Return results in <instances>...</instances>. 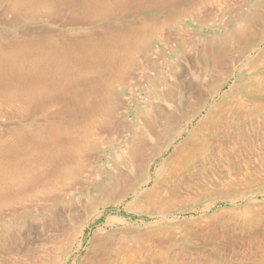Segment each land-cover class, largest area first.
Instances as JSON below:
<instances>
[{
	"label": "rangeland",
	"instance_id": "rangeland-1",
	"mask_svg": "<svg viewBox=\"0 0 264 264\" xmlns=\"http://www.w3.org/2000/svg\"><path fill=\"white\" fill-rule=\"evenodd\" d=\"M12 1L0 0V38L39 36L55 41L58 34L76 37L88 29L103 36L125 33L115 45L125 55L122 68L129 69H122L121 80L114 76L105 80L102 91L94 95L100 98L106 91V103L84 115L68 111V101L44 99L35 106L6 101L8 97L0 94V137L19 142L20 136L39 134L51 138L58 152L71 154L55 166L54 157L44 160V170L52 167L50 172L27 186L25 193L2 203L8 210H17L23 223L19 230L14 220L0 226V264H264V141L255 145L258 154L251 161L232 157L224 162L225 169L210 171L200 180L185 175L169 178L161 165L193 131L208 110L205 105L182 126V136L170 138L164 143L165 153L148 163L144 181L150 176L159 180L162 188L157 197L149 191L151 184L129 186L137 165L128 164L129 146L144 126L139 109L150 117L159 116L157 108L179 114L177 104L194 101L200 92L208 94L210 82L217 84L213 96L219 100L218 94L242 90L236 86L240 77H264V58L256 62L258 67L246 65L264 51L261 25L252 29L262 40L257 41L260 46L246 53L236 48L233 66L220 64L211 74L206 65L213 43L236 28H245L246 16L259 9L257 0H160L164 6L146 10H136L133 1L124 6L117 0H96L99 7L84 13L69 6L47 10L42 4L35 10L31 7L35 0L23 13H16L10 9ZM238 8L240 17L235 14ZM131 54L137 56L129 63ZM259 76L252 90L260 85L264 91ZM161 80L163 86L158 85ZM164 92L173 94L172 101L165 100ZM109 100L116 104L113 113ZM106 117L113 119L108 127ZM28 169L32 170L31 164Z\"/></svg>",
	"mask_w": 264,
	"mask_h": 264
},
{
	"label": "bare ground",
	"instance_id": "bare-ground-1",
	"mask_svg": "<svg viewBox=\"0 0 264 264\" xmlns=\"http://www.w3.org/2000/svg\"><path fill=\"white\" fill-rule=\"evenodd\" d=\"M31 1L33 0H13L10 4V9L16 13H23L27 4ZM117 1L124 6L129 4L131 1L136 2V10H146L150 7L164 6L160 0ZM145 1L148 2L144 3ZM38 4H42L47 10L62 9V7L66 6L74 7L75 10L82 13L88 11L91 7L96 6L94 9L99 7L97 6L98 4L96 3V0H35L31 7L35 8ZM256 6L259 7V9H263L264 0H257ZM259 9L246 16L244 21L245 28H236L232 34H226L221 37V39L213 43L211 51H207L206 65H208L207 68H209V73L215 74L220 64L225 63L229 64V66L230 64L233 66V64L236 63V60L233 58V52H235L236 48H242L243 53H246L249 51L252 52L256 46H260L259 43H262V40L259 42L256 33L252 30L254 28L256 29L258 25H261L260 27H264V12L262 9ZM35 10L38 9L35 8ZM235 14L239 17L241 16L240 8L236 9ZM88 30H86L82 35H78L76 37H67L61 33L56 35L55 41L49 40L48 38H40L39 36H37V39L21 36L19 39H12L10 41L4 37L0 38V94H4L8 97L7 99L4 98L6 101H22L24 104L29 103L30 105L35 106L42 104L44 99H56L64 102L68 101V111L75 115H84L91 110L99 108L102 104H105L108 98V95L105 93L106 91L103 92V96L101 94L100 98H96L94 94L98 91H102V87L107 78H113L114 76V78L121 80L124 77L121 76L123 74L122 63L125 61V55L121 52V50L116 49L115 44L117 42V38L122 40L125 33H121L119 36L114 34H106L103 36L101 33L97 34L95 32V34ZM257 41L259 42L258 44ZM139 44L136 46L138 47ZM143 45L144 44H142V46ZM142 51L143 47L139 52L142 53ZM136 56H133V54L128 56V62H135ZM263 56L264 51H261L253 63L246 64L247 67L255 65L258 67L256 62H259L261 58H264ZM150 65L153 66V68L157 66V64L154 63ZM128 69L123 70L126 72ZM258 76L259 75H257V77ZM257 77H240L236 86L239 90H242L239 91L238 94H235L233 91L224 95L218 94L219 100L215 99V96H213L217 94L216 91L218 90V86L217 84L210 82L211 87L208 86V94L200 92L194 96V101L190 102L182 100L180 104H177L179 114H175L170 111L166 112L163 108H157L159 116L150 117L148 111H145L142 108L139 109V114H141L144 119V126L142 131L141 129L138 130L136 138L134 137L135 139H133V143L129 146L128 164L130 163V165L133 166L137 165L135 169L133 168L132 170L129 186L133 187L138 184H141V186L143 185L146 175L145 170L148 163L155 161L161 153H165L166 149H164V143H166L170 138L173 137L176 139L178 136H182V126L184 124H188L195 116L201 113V109L205 105L208 106V110L196 123L193 131L186 135L184 141L175 146L173 153H170L171 157L169 160L163 161L161 165V172H168L169 178L185 175L189 179L193 180L194 178L195 180L196 178L200 180V178L203 179L204 176L208 175L210 171L218 172V170H221L224 166V162L231 161L232 157L236 156V158L239 157L240 159L241 157H245L246 159L249 158V161H251L250 159L256 157L258 153L256 151L257 146L255 145L261 140L264 141V91H261L262 87H259L260 85H258L256 89L252 90V85L257 81ZM259 77L260 78L258 79H262L261 81L264 82V77ZM159 84L162 86L164 85L162 80L158 81V85ZM248 85H251L250 90H247L248 87L246 88ZM104 87L107 89L106 86ZM256 93L262 97L254 98L253 95ZM163 96L166 101H172V93L164 92ZM243 97L245 98L243 99ZM108 103L110 105L109 112L113 113L116 109V104L114 101L111 103L110 100ZM108 119L109 120L106 121L107 127L113 123L112 118ZM174 124L177 127L172 129ZM121 125L123 126L124 124ZM179 129L180 131L177 132ZM1 134L4 135L3 133ZM38 135L39 134L20 136L18 138L19 142H7L8 140H5L4 137H0V226L2 227H7L6 223H9L10 220H14L18 226L17 229L19 230L23 223V219L17 210H14L13 208L11 210L6 209L9 206L7 204H2L4 203V200L9 197H13V195L25 193L24 189L27 188V186L37 184L39 182V177H42V174H48L52 167L44 170V165H42L44 160H49L54 157L53 166H55L66 156L71 155L68 151H63L61 153L58 152L54 149L56 146L51 138L47 139ZM64 138L67 139L68 135L64 136ZM86 142L90 143L88 141ZM261 145L262 144L259 146ZM84 146L83 148L85 149ZM262 149H264V143ZM29 164H31L33 171L28 169ZM217 175L219 176V174ZM120 177H118V181ZM210 177L207 178L210 179ZM147 178L148 180L145 182V185L150 187L151 184L152 188H150L149 191L157 197L159 190L162 188V184L159 180L153 179L152 176ZM192 183L194 182L192 181ZM114 186L112 185V187ZM206 188L208 189L207 186ZM172 190L174 191V189ZM189 190L190 189H188V191ZM127 192L126 194L128 195ZM139 197L141 198V196ZM140 202L142 201L140 200ZM155 206L157 205H154L153 207ZM2 247L3 243H0V249Z\"/></svg>",
	"mask_w": 264,
	"mask_h": 264
}]
</instances>
